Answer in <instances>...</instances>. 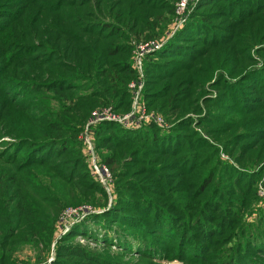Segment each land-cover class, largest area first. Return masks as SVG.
I'll return each instance as SVG.
<instances>
[{
	"label": "trees",
	"instance_id": "trees-1",
	"mask_svg": "<svg viewBox=\"0 0 264 264\" xmlns=\"http://www.w3.org/2000/svg\"><path fill=\"white\" fill-rule=\"evenodd\" d=\"M178 1L0 0V264L53 242L51 264H264V169L216 144L242 165L264 160V0H197L147 57V105L178 119L95 127L115 197L83 154L94 109L131 108V41L163 36ZM85 202L104 211L56 237L63 211Z\"/></svg>",
	"mask_w": 264,
	"mask_h": 264
},
{
	"label": "built area",
	"instance_id": "built-area-1",
	"mask_svg": "<svg viewBox=\"0 0 264 264\" xmlns=\"http://www.w3.org/2000/svg\"><path fill=\"white\" fill-rule=\"evenodd\" d=\"M197 0H179L175 6L174 20L167 30L166 37L160 39L141 40L136 43L133 57L132 67L136 71V77L132 79L129 84L130 94L132 96L131 110L127 113H119L110 107L97 108L92 111L87 119L83 129L79 134V139L83 145V153L89 165L91 174L95 180L104 188L111 189L113 184V174L108 165L102 162L101 157L97 151V144L95 138V127L103 122L118 123L127 129H138L143 125L156 123L160 126H167L164 117L157 114L154 110H148L144 100L143 91L145 86V61L147 57L160 50L165 43L174 36L185 23L192 4ZM95 212L89 206L69 207L65 209L58 222V230L64 234L68 228L83 218L86 214ZM99 212V211H97ZM59 224H62L59 228ZM60 235V234H59ZM16 264H23L18 262Z\"/></svg>",
	"mask_w": 264,
	"mask_h": 264
},
{
	"label": "rangeland",
	"instance_id": "rangeland-1",
	"mask_svg": "<svg viewBox=\"0 0 264 264\" xmlns=\"http://www.w3.org/2000/svg\"><path fill=\"white\" fill-rule=\"evenodd\" d=\"M164 36L166 37V34H164L161 37H158L157 39L163 38ZM137 42H138V40H132L131 41V45L133 46L132 57H133L135 45H136ZM132 57H131V62H132ZM214 81H215V79H213L211 83H213ZM145 84H146V72H145ZM210 84L208 83L206 85V89L209 90V91H207V93L205 94L204 98L205 97H216L217 96V92H218L217 89L212 88ZM144 88H145V86H144ZM143 96H144V100L146 102L145 95H144V91H143ZM131 99H132V96H131ZM131 104H132V100H131ZM146 106H147L148 110H154L157 114H160V115H162L164 117V120H165V123L164 124H167V126H160L159 124L152 123V124H155L158 127H160V129H162L163 131L170 130L173 127L174 123L178 119V118H172V120H169L166 116H164L163 113L157 111L156 109L149 108L148 105H147V102H146ZM106 107H110V106H106ZM98 108H103V107H98ZM130 110H131V108H130ZM117 112L124 114V113H127L129 111H126V112L117 111ZM189 116L192 117V118H194V119L198 118V115L195 114L194 112H190V113L186 114V117H189ZM194 126H196L197 130L200 131L206 138H208L209 140L213 141L210 138V136L208 134H206V132L201 127H199L198 125H195V124H194ZM124 128H126V127H124ZM95 138H96V136H95ZM5 139L8 140L10 138L9 137H6ZM214 143H216V142H214ZM96 144H97V140H96ZM216 144L220 147V155H221V158H223L224 160L231 161L236 166H239V167L241 166V167L247 168V169H255V170H258L260 168L261 169H264V160L261 161V162H259L256 165H253V166L242 165L234 157H232L231 154H228L227 152H225L221 144H219V143H216ZM110 188L111 189H108V190L106 188H104V192H105V194H108V198L109 199L111 197L112 198L115 197V195H116L115 179H113V184L110 186ZM257 194H258V196L260 198L264 199V171L262 173V178L257 183ZM98 196L100 197V195H98ZM108 203L110 205L111 201L109 200ZM85 205H87L90 208H92V210H95V212H97V211H99V212L104 211L103 210L104 205L103 206H96L95 204L90 203V202L80 203L76 207H82V206H85ZM247 215H249V214H247ZM61 225L62 224H59V228H60ZM62 235L63 234L60 233V230H57V236L56 237H59V236H62ZM76 240H78V241H80V242H82V243H84V244H86L88 246L95 247V244H93L92 242H89L88 240H86L82 236L77 237ZM54 243L55 242H53V244L51 245V247L49 249L44 248L42 244H39V245H33V244L24 245L20 249V251L15 254V262H14V264H16L18 262H21L23 264H45V261L46 260H47V263L46 264H51L52 262H54V259H55V247H54L55 244ZM117 249H118L117 247H115V246L113 247V250H117ZM163 264H184V262L181 261L180 259H168V260H164L163 261Z\"/></svg>",
	"mask_w": 264,
	"mask_h": 264
}]
</instances>
